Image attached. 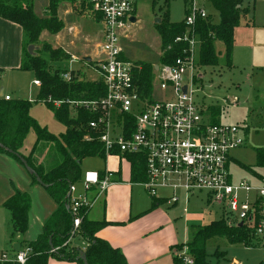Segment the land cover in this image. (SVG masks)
<instances>
[{
  "label": "built area",
  "instance_id": "obj_1",
  "mask_svg": "<svg viewBox=\"0 0 264 264\" xmlns=\"http://www.w3.org/2000/svg\"><path fill=\"white\" fill-rule=\"evenodd\" d=\"M74 1L79 7H87L92 20L100 26L95 54L85 65L98 76L91 81L101 83L103 94L94 99L66 102L73 118L79 111L93 117L85 125L83 140L89 141L95 136L102 145L103 159L124 160L126 155L142 158L146 181L138 184L151 198L157 199L158 189H168L172 195L164 198L165 203L175 205L177 189L183 190L185 202L204 192L207 204L224 209L225 223H242L262 241L264 173L250 174L251 182L232 180L231 153L244 144L242 130L235 125L211 124L205 110L195 102L194 94L199 90L195 87L202 78V67L198 64L199 41L192 27L197 17H206L203 9L196 8L195 0H191L184 18L186 31L174 39L187 48L170 65L153 66L150 96H140L136 65L123 57L122 47L123 38L134 25L130 19H136V0ZM71 72L76 76V71L70 70L61 73V79L70 81ZM32 84L38 87L39 81L32 80ZM3 99L7 101L10 97ZM60 103L55 102L54 106ZM223 103L233 107L238 99L226 98ZM110 184L107 174L86 171L78 183L69 186L72 230L66 243L80 227L79 211L88 212ZM76 185L80 191L72 197ZM183 213H187L185 209ZM82 244L84 247L85 243ZM29 254L25 246L19 252L2 251L0 264H26ZM178 257L183 264H192L184 249Z\"/></svg>",
  "mask_w": 264,
  "mask_h": 264
},
{
  "label": "trees",
  "instance_id": "obj_2",
  "mask_svg": "<svg viewBox=\"0 0 264 264\" xmlns=\"http://www.w3.org/2000/svg\"><path fill=\"white\" fill-rule=\"evenodd\" d=\"M8 1L0 0V18L19 26L26 39L18 70L30 72L32 79L39 81L34 103L44 101V105L48 106L65 126V132L55 137L30 117L29 109L32 103L29 100L6 101L0 98V152L13 156L22 164L15 154L19 155L33 170V173L29 174L31 182L37 183L35 177H38L40 185L44 187L56 206L43 223L42 230L36 239L25 244V247L30 250L26 264H47L51 258L76 264H82V258L87 264H126L122 253L117 248L96 237L99 229L112 223L104 219L87 218L85 209L79 211L82 219L77 231L85 246L83 249H77L69 247V243H66L72 230L71 211L66 209V206L70 204L67 198L69 186L80 181V164L83 159L103 158L102 145L94 135H92L94 138L89 141L83 140L86 134L85 125L92 120V115L79 111L75 118H72L66 102L98 98L103 94L102 85L99 81H84L85 75L79 71H76V76H73L71 72L70 81H64L60 77L65 70L55 69L50 72L48 64H60L70 59L69 53L61 47L53 48L44 43L42 51L47 54L48 60L40 57L37 50H34L31 55L26 50L27 46L38 42L41 31L45 30L50 35H55L62 29L63 21L57 16L60 3L70 4L74 13L78 14H82L85 8L76 5L74 0H48L45 16L40 17L32 10V0L25 5H22L20 0H13L9 4ZM183 1L186 6L191 3V0ZM202 1L217 13V21L207 19V15L204 18L197 17L195 20L192 29L199 41L198 64L202 68L216 66L217 55L214 43L221 42L224 47L226 65L230 67L236 30L242 22L252 25V20L247 19L249 11L243 7L244 0ZM251 1L254 3L256 0ZM155 28L159 35L161 50L158 64L170 65L187 48L184 43L174 42L176 37H180L186 31L184 20L178 24L170 23L165 12L163 19ZM123 57L125 58L124 55ZM135 65L139 95L150 96L154 65L149 62H135ZM55 102L61 103L55 107ZM211 111L213 119L216 110L211 109ZM210 123L219 124L211 119ZM31 129L35 133V141L28 154L23 155L21 151L23 142ZM39 148L46 149L48 152L42 162L36 161L34 156ZM50 152H53V158L49 155ZM254 154L255 167L262 171L256 172L249 166H243V168L252 171L250 174L256 176L264 173V148H255ZM124 158L130 166V181L132 183L146 181L143 159L136 155H126ZM159 202L164 203L162 200ZM29 207V195L17 190H14L13 194L4 201L3 208L8 211L10 220L9 243L15 236H22L27 231ZM214 238H225L231 244H241L246 248H256L259 245L257 238L246 225H228L222 218L204 226H193L190 239L184 245L176 247L173 253V264H183L181 258L176 255V251L182 249L192 259V264H207L206 243ZM221 259L224 260V257ZM261 264H264V260Z\"/></svg>",
  "mask_w": 264,
  "mask_h": 264
},
{
  "label": "rangeland",
  "instance_id": "obj_3",
  "mask_svg": "<svg viewBox=\"0 0 264 264\" xmlns=\"http://www.w3.org/2000/svg\"><path fill=\"white\" fill-rule=\"evenodd\" d=\"M12 1L9 0L8 4ZM20 1L22 5L30 2V0ZM47 2L48 0H34V3L32 2L33 12L37 16H45ZM242 4L249 11L247 19L252 20L253 14L256 22L253 23L252 21V25H246L245 22H242L236 30L230 67L226 65L222 43H214L217 65L204 67L200 70L202 78L197 81L198 85L195 88L199 90L194 94V97L196 104L205 110L209 119L221 124L235 125L242 130L244 144L241 148L232 151L231 156L234 161L229 166V173L234 182L242 180L251 182L250 173L252 171L245 170L243 166H249L256 172L262 171L255 167L254 149L264 148V27H259L257 24L261 15L264 16V2L255 1L253 4L251 0H244ZM195 5L196 8L203 9L207 19L217 21V13L206 2L195 0ZM80 7L85 8L82 14L74 13L70 4L60 3L57 8V16L63 21L62 29L55 35H50L45 30L41 31L38 42L32 45L33 51L37 50L40 57L48 60L47 54L42 51V45L45 43L53 48L61 47L69 53L70 59L60 64H48L50 72L55 69L79 71L84 73V81L96 80L98 76L85 65L82 57L95 54L96 35L100 26L92 20V14L87 7ZM188 8L189 6H186L183 0H136L135 15L137 22H134L133 27L122 40L125 58L133 63L149 62L152 65H157L161 50L159 35L155 28L158 24L156 19L160 22L167 12V19L170 23H181ZM68 10L72 12L66 13ZM25 40L23 36V46ZM73 57L75 59H72ZM6 58H8L6 54L0 53V61H4ZM32 80L30 72L6 65L1 66L0 98L3 99V96L8 95L11 100H29L32 103L29 109L30 117L39 126L45 127L51 135L59 137L65 132V126L56 118L48 106L39 102L34 103L36 87L32 84ZM232 97L238 99V104L233 107L225 106L223 100ZM211 109L216 110L213 119ZM69 114H72L70 108ZM34 141L35 133L31 129L23 142L21 149L23 155L28 154ZM47 154L46 149L39 148L34 155L35 160L42 162ZM49 155L51 158L54 157L53 152H50ZM43 164L45 165L46 161ZM104 166L106 168H118L114 159L103 161L99 157L85 158L80 164L81 174L86 171L103 169ZM120 172V179L127 181L129 172L125 162L121 163ZM119 185H114V188L129 189ZM75 188L76 192L72 194V197L79 194L80 186L76 185ZM14 190L29 195L30 207L26 233L21 237L15 236L13 240L27 243L36 239L42 230V223L55 208V203L44 187L31 182L24 166L13 156L0 152V252L8 248L10 232L9 213L3 208V203L13 194ZM139 192L138 188L133 187L131 189V206L134 209L139 208L140 204L149 202L147 199L143 201ZM170 193L171 191L168 189H158L157 197L167 196ZM175 195L178 198V203L174 206L163 204L160 210L170 213L169 215L173 217V222L176 223L174 228L183 237L179 242H186L190 239V235L189 237L186 236V231L188 232L184 223L186 217L193 216L195 218V221L193 220L194 225L204 226L210 222L218 221L224 216L225 211L222 207L207 204L204 192L194 195L187 202L184 201L183 190L177 189ZM112 201L113 197H109L107 199L108 205H111ZM183 209L186 210V215H183ZM72 237L73 239L71 242L69 241L68 246L71 247V244H75L76 247H81L83 239L77 231ZM257 240L258 247L246 248L241 244H231L225 238L210 239L206 243L207 264H230V262L234 264H261L264 260V239L261 241L257 238ZM24 246L22 244V247ZM180 252L181 250H177L176 255ZM222 257L224 260L221 259Z\"/></svg>",
  "mask_w": 264,
  "mask_h": 264
},
{
  "label": "crops",
  "instance_id": "obj_4",
  "mask_svg": "<svg viewBox=\"0 0 264 264\" xmlns=\"http://www.w3.org/2000/svg\"><path fill=\"white\" fill-rule=\"evenodd\" d=\"M256 1L264 2V0ZM32 2L34 3V0H32ZM70 12L72 11H66L68 14ZM252 16V21L255 23L256 20L254 19V15L252 14ZM258 21L257 24L259 27H264L263 15H261V18H259ZM23 36V32L19 26L0 18V53H4L8 57L4 61H0V67L6 65L7 67L18 69L23 58ZM89 57L91 58V56ZM36 93L37 87L35 96ZM107 159H114L118 168H106L104 166L103 169L96 170L99 175H102L103 173L107 174L111 184L101 195H99L97 201L88 210L86 216L91 220L104 219L112 224L99 229L96 232V237L106 241L113 248H117L122 253L126 264H173V253L176 250V247L178 245H184L188 240H186V242H179L183 237L175 230L174 226L176 223L173 222V217L169 215L170 213L162 212L160 210V207L163 204H166L164 198H168L172 195V192L170 195L157 197V199L151 198L140 184L132 183L130 181V166L126 159L123 160L117 157H108L106 159L104 158L103 161ZM121 161L125 162L128 166L129 178L127 181H122L120 179ZM117 184L129 189L120 190L119 188H114V185ZM133 187L140 190L139 196L143 201L145 199L149 201L148 203L140 204V207L137 209H134L131 206L130 198L131 189ZM109 197H113L111 205H108L107 203ZM161 200L164 203L159 202ZM95 206L96 208H94ZM183 215H186V213H183ZM193 220L195 221L193 216L184 219L185 226L188 229V232L186 231V236L188 237L191 235L190 232H192V227L196 226L194 225ZM71 241L72 239L70 242ZM13 243H19L20 247H22V244H26L18 240H12V242L9 243L8 248H5V251H13ZM82 243L84 242H81V247H76L75 244H71V247L83 249ZM47 264L76 263L58 261L51 258L48 260ZM230 264L234 263L230 262Z\"/></svg>",
  "mask_w": 264,
  "mask_h": 264
},
{
  "label": "water",
  "instance_id": "obj_5",
  "mask_svg": "<svg viewBox=\"0 0 264 264\" xmlns=\"http://www.w3.org/2000/svg\"><path fill=\"white\" fill-rule=\"evenodd\" d=\"M130 21L132 22V23H134L135 22V18H131L130 19ZM156 23H159V20H157L156 19ZM27 53L29 54V55H31L32 53H33V46L32 45H29V46H27ZM82 61L83 62H85V63H89L90 61H91V58L90 57H82ZM157 67H154V69H156ZM183 91H185V88L183 89ZM9 153H12L10 150H7ZM16 155V157H18L19 158V160L22 162V165L24 166V168H25V170L27 171V173L28 174H31V173H33V170L30 168V167H28L25 163H24V161H23V159L21 158V157H19V155H17V154H15ZM35 179H36V182L38 183V184H40V179L38 178V177H35ZM69 196H70V192H68L67 193V198H69ZM68 208H69V205H67L66 206V209L68 210ZM242 225V223H239V226H241ZM12 250L14 251V252H19V250H20V245H19V243H13L12 244ZM82 264H87L86 263V261H85V259L84 258H82Z\"/></svg>",
  "mask_w": 264,
  "mask_h": 264
},
{
  "label": "flooded vegetation",
  "instance_id": "obj_6",
  "mask_svg": "<svg viewBox=\"0 0 264 264\" xmlns=\"http://www.w3.org/2000/svg\"><path fill=\"white\" fill-rule=\"evenodd\" d=\"M135 21L137 22V18L135 19Z\"/></svg>",
  "mask_w": 264,
  "mask_h": 264
}]
</instances>
